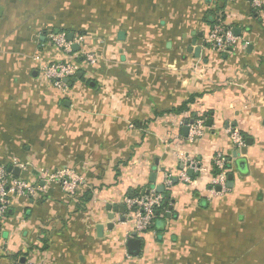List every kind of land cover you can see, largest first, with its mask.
I'll return each mask as SVG.
<instances>
[{
	"label": "crops",
	"instance_id": "obj_1",
	"mask_svg": "<svg viewBox=\"0 0 264 264\" xmlns=\"http://www.w3.org/2000/svg\"><path fill=\"white\" fill-rule=\"evenodd\" d=\"M220 17L239 37L217 53L206 40L209 22ZM51 34L82 38L73 58L97 59L82 64L68 92L42 74L70 60ZM198 119L203 137L191 142L183 128ZM229 130L244 136L246 154ZM218 153L234 185L211 196ZM187 157L200 170L189 183L176 181ZM0 167L18 168V178L44 188L39 197L13 199L1 220L0 264H264V7L0 0ZM42 169L78 172L81 197L45 184ZM164 173L173 177L171 202L153 230L130 234L117 225L128 213L125 197L158 186Z\"/></svg>",
	"mask_w": 264,
	"mask_h": 264
},
{
	"label": "built area",
	"instance_id": "obj_2",
	"mask_svg": "<svg viewBox=\"0 0 264 264\" xmlns=\"http://www.w3.org/2000/svg\"><path fill=\"white\" fill-rule=\"evenodd\" d=\"M251 5L256 11H261L264 6V0H251ZM50 41L61 51L65 57H69L68 62L56 63L53 65L45 66L42 69V74L45 79L58 91L68 92L69 85L64 81L66 79H73L79 72L76 64V58H73V45H80L82 38L75 42H69L65 34L49 36ZM208 47L217 52L222 53L227 48L233 47L237 39L233 31L228 29L222 23L215 24L208 36ZM86 63L94 64L97 59L94 55L88 54L85 57L81 56ZM76 59V60H75ZM205 122L201 119L194 120L193 124H189L188 139L193 142L196 139L203 137ZM185 126V125H184ZM229 136L237 149L241 150L245 146V138L238 130H229ZM26 167H23L25 169ZM200 170L199 164L190 158L183 161V169L178 174V180L183 183H189L190 178L188 171L198 172ZM214 176L210 185L209 193L211 196H223L229 192L228 177L229 170L225 157L218 153L214 159ZM39 178L45 184L57 185L59 189L69 198L76 200L81 197L83 188L85 187L84 178L73 169H61L58 171H49L42 169L38 171ZM170 192L173 188V177L164 173L163 178L160 180L159 185ZM156 186V187H158ZM154 188L141 189L138 195L125 197V207L128 210L124 220H118L116 223L120 226H127L130 234L143 235L153 230L155 221L163 208L164 196L159 194ZM44 189V188H43ZM38 184L31 183L22 178H18L9 173L4 167H0V220L6 215L12 206V201L15 198L33 199L39 197L43 191ZM22 264H30L24 262Z\"/></svg>",
	"mask_w": 264,
	"mask_h": 264
},
{
	"label": "water",
	"instance_id": "obj_3",
	"mask_svg": "<svg viewBox=\"0 0 264 264\" xmlns=\"http://www.w3.org/2000/svg\"><path fill=\"white\" fill-rule=\"evenodd\" d=\"M239 29H235L234 30V35L235 36H237V37H239ZM68 40L69 41H73V36L71 35L69 38H68ZM73 51L74 52H77L78 51V46L77 45H73ZM197 52H198V50H197ZM83 77V74L82 73H78L77 75H76V77L75 78H73V79H71V80H69V79H66L64 82L66 83V84H68L69 85V87H72V85L73 84H75V83H77L81 78ZM194 123V120H192V121H186L185 122V127L183 128V133H184V135H185V137H188L189 136V127H188V125L189 124H193ZM207 125L210 127L211 126V121H209L208 123H207ZM247 145H250V141L249 140H247ZM246 148L245 149H242V153L243 154H246ZM8 172L9 173H11L13 176H15V177H20V175H21V171H20V169H18V168H14V167H9L8 168ZM195 173L193 172V171H188V175L191 177V176H193ZM156 179H157V175L156 174H153L152 176H151V183L152 184H155L156 183ZM176 181L178 180V179H175ZM229 180H230V182L228 183L229 185V188H233V185H234V183H233V177L232 176H230L229 177ZM156 191L159 193V194H163L164 193V191H165V189L162 187V186H158V187H156ZM168 203L167 202H165V205H167ZM120 210H121V213L123 214L124 212H125V207H120ZM113 219H114V217H113V215H112V217H110V220L111 221H113ZM2 228H3V223L1 222V220H0V234H1V231H2ZM109 230H113L114 229V224L113 223H110L109 225H108V227H107ZM99 232H100V237H101V233L103 232V228L100 226L99 227ZM132 247L133 248H137V245L136 244H133L132 245ZM25 261L24 260H22V263H24Z\"/></svg>",
	"mask_w": 264,
	"mask_h": 264
},
{
	"label": "trees",
	"instance_id": "obj_4",
	"mask_svg": "<svg viewBox=\"0 0 264 264\" xmlns=\"http://www.w3.org/2000/svg\"><path fill=\"white\" fill-rule=\"evenodd\" d=\"M264 7V6H263ZM211 25H212V27L215 25V24H217V23H222L223 25H225L224 24V19H222L221 17L220 18H216L215 20H211L210 22H209ZM76 64H77V66H78V68H79V71H81L82 72V68H83V65L85 64V60L83 59V58H81V59H77L76 60ZM83 64V65H82ZM194 103V99L192 98V99H190L184 106H183V108H181L180 110H179V112H188L189 111V105L190 104H193ZM192 115H191V119H196V117H193L194 115H193V113H191ZM228 167V166H227ZM214 174H215V172H214ZM141 191V189H137V191H134V193H131L130 195L131 196H135V195H138L139 194V192ZM163 196H164V198H165V200H164V204H163V208L164 209H168V207H169V204H170V202H171V194H170V192H168L166 189H165V191H164V193L162 194ZM88 199V197H86V200ZM165 202H167L168 204L167 205H165Z\"/></svg>",
	"mask_w": 264,
	"mask_h": 264
}]
</instances>
